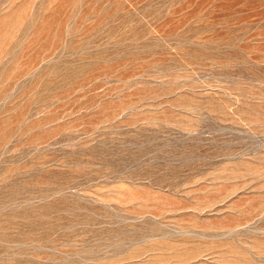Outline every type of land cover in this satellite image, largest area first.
<instances>
[{
	"label": "rangeland",
	"instance_id": "1",
	"mask_svg": "<svg viewBox=\"0 0 264 264\" xmlns=\"http://www.w3.org/2000/svg\"><path fill=\"white\" fill-rule=\"evenodd\" d=\"M0 264H264V0H0Z\"/></svg>",
	"mask_w": 264,
	"mask_h": 264
}]
</instances>
